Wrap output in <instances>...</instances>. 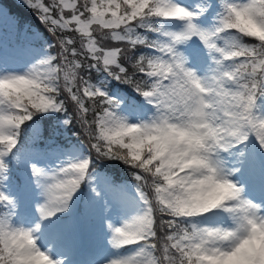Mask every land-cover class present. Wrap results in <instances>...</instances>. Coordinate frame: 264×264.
Returning a JSON list of instances; mask_svg holds the SVG:
<instances>
[{
	"label": "snow or ice",
	"instance_id": "6c2138e0",
	"mask_svg": "<svg viewBox=\"0 0 264 264\" xmlns=\"http://www.w3.org/2000/svg\"><path fill=\"white\" fill-rule=\"evenodd\" d=\"M21 3L37 12L51 33H61L57 40L59 55L45 56L23 76L0 75V82L16 80L33 85L23 95L15 90L11 95H0V181L5 178L7 159L16 149L23 127L37 113H64L63 123H72L61 98L66 94L74 102L76 119L87 138L81 142L88 153L51 171L29 165L44 197L37 206L41 219L67 207L82 182L91 178L94 159L118 160L131 170L143 208L121 226L108 225L114 249L134 248L130 254L114 258L112 264H249L251 254L241 250L254 230L264 229V208L242 196V189L230 179L232 172L225 168L219 153L249 136L264 148V117L252 111L256 97L264 95V38H257L256 32H238L231 20L241 11L251 10L255 13L253 23L264 25V0H219L220 11L208 28L195 22L207 8L194 12L175 0ZM65 10L69 16H65ZM164 21H179L182 26L178 31L167 30ZM67 31L79 33V48L72 36L64 35ZM193 37L201 41L211 60L204 75L187 67V58L177 47ZM245 38L254 42L246 43ZM109 40L126 46L106 47ZM122 61L131 65V73ZM84 70L130 86L152 106V114L146 120L130 122L119 110L120 101L107 93V80L85 79L80 75ZM197 99L211 114L207 121L211 140L202 145L206 158L199 162L205 169L203 175L194 172V160L176 163L173 149L178 150L182 141L154 143L156 133L163 128L181 130L189 106ZM189 178L192 182L186 184ZM212 182L217 188L232 187L234 194L226 199L212 189L206 193L208 207L197 205L198 214H187L183 194ZM104 183L110 187V182ZM12 204L0 191V205ZM216 209L229 214L231 227L192 222V218ZM38 229L39 224L31 228V233ZM20 236L31 245L32 258L39 256L47 264H61L35 246L30 232L13 227L7 213L0 215V264H17L24 259L8 243L14 245Z\"/></svg>",
	"mask_w": 264,
	"mask_h": 264
},
{
	"label": "rangeland",
	"instance_id": "374dc122",
	"mask_svg": "<svg viewBox=\"0 0 264 264\" xmlns=\"http://www.w3.org/2000/svg\"><path fill=\"white\" fill-rule=\"evenodd\" d=\"M10 2L0 0V75L23 74L40 59L54 55L49 51V43H32L31 39L24 35V29L21 33L19 31L17 38L12 35L11 23L2 5L4 3L14 8L22 3L21 0ZM175 2L194 12L207 8L195 21L203 28L210 27L220 11L219 6L212 8L211 0ZM163 23L167 30L172 31H178L182 26L179 21ZM177 47L187 58V67L197 71L198 75H204L210 68L209 54L198 38L193 37ZM114 90L116 94L111 93L110 96L120 101L119 110L129 117L130 122L146 120L152 114V106L145 103L142 97L133 101L132 98L126 97L123 91L115 88ZM62 97L67 99L66 94ZM141 102L142 105L137 110ZM252 111L255 116L264 117V95L256 97ZM81 144H71L67 147L49 146L45 149L25 145L17 151L16 158H11L14 162L10 168L16 171V175L10 174L7 168L5 178L0 181V191L9 197L13 204L4 205L0 215L7 213L13 226L32 228L39 224V230L34 232L38 248L49 254L53 260H59L61 264H106L111 259L134 251L131 247L114 249L110 243L112 233L108 228L109 224L114 227L121 226L124 221L142 211L143 205L134 180L117 182L105 175L109 174L108 171L95 170L92 171L90 179L82 182L64 210L44 219H41L37 211V206L43 203L44 197L31 175L29 165L35 164L51 171L69 161L82 159L88 151ZM219 157L223 160L225 168L231 170L230 179L242 189V196L264 208V148L260 147L253 136H249L243 143L221 151ZM11 160L9 156L7 164ZM105 180L110 182V187H105ZM192 222L200 226H232L229 214L222 209L192 218Z\"/></svg>",
	"mask_w": 264,
	"mask_h": 264
},
{
	"label": "clouds",
	"instance_id": "9594fccd",
	"mask_svg": "<svg viewBox=\"0 0 264 264\" xmlns=\"http://www.w3.org/2000/svg\"><path fill=\"white\" fill-rule=\"evenodd\" d=\"M254 17L255 13L251 10L241 11L238 17H232L231 20L238 32L243 33L244 35L256 32L259 34L257 38H264V25L253 23ZM256 18L259 19V17ZM225 42H228V37L225 38ZM27 71L28 70H26L23 74L7 73L4 75L11 74L23 76ZM32 89L33 85L24 81L13 80L7 83L0 82V95L4 93L11 95L14 90L17 95H23L24 93L30 92ZM205 108L206 106L198 99L194 100L189 106V115L182 123L181 130L177 131L169 128H163L156 133L157 139L154 141V143H166L169 140L173 143L176 141H182L178 150L173 149V151L177 152L175 161L179 164L188 160H194L197 165L194 172H196L197 175L205 174V169L200 168L199 162L200 159L206 158L205 149L202 145L208 144L211 140L210 126L207 124L211 114L207 113ZM134 135L143 136V133H134ZM165 158L167 159L168 157L166 156ZM191 182V178L185 181L186 184H191ZM212 189H216L217 196L222 195L226 199L229 198L230 195L234 194V189L232 187L225 185L221 188H217V185L214 182L202 189L193 187L187 193L183 194L185 212L187 214L196 215L198 214L197 205L201 208H207L208 196L206 193ZM13 227L30 232V238L38 248L36 244V237L34 236V233H31V228H25L23 226ZM8 243L16 255L24 257V259L18 261L17 264H47V261H40L39 256L32 258L33 252L31 245L23 236L16 239V243L14 245L11 244V241H8ZM257 243L259 244L258 248L256 246ZM241 251L245 255L251 254L249 264H264V229H260L259 231L254 230L252 237L247 240ZM112 260L113 259L107 261L106 264H112Z\"/></svg>",
	"mask_w": 264,
	"mask_h": 264
},
{
	"label": "trees",
	"instance_id": "16d2710c",
	"mask_svg": "<svg viewBox=\"0 0 264 264\" xmlns=\"http://www.w3.org/2000/svg\"><path fill=\"white\" fill-rule=\"evenodd\" d=\"M45 4H51L52 0H43ZM58 2V1H57ZM4 11L6 12V17L10 21L11 32H13V27H17L18 30L24 29V35L27 38H30L32 43L39 44L41 42L49 43V51L54 55H59V48L57 47V40L61 35L60 32H57L55 35L51 33L48 29L49 26L45 25L39 19L37 12L32 9L20 4L19 7L10 8L8 5L3 3ZM65 16H69L70 12L65 10ZM59 15V13H55ZM72 27H75L74 25ZM94 28L96 26H93ZM65 36H72L76 41V46L79 48L80 36L79 33H74L67 31L64 33ZM246 43L254 42L251 38H245ZM106 47H125L126 45L118 44L113 41H106ZM141 51H144L143 49ZM126 67H128L129 72L131 73V65L125 61H122ZM80 75L85 79H90L92 82H95L97 78L107 80L106 91L109 94L110 92L116 93L114 88L118 91H123L127 96H137L138 94L128 85L121 84L116 80H111L105 77L103 74L88 72L84 70ZM67 97V95H66ZM63 99V97H61ZM85 103L91 107V102L85 98ZM66 107L68 109V116L72 120V123L64 124L65 120L64 113L57 112H46V113H37L31 121L27 122L23 127L21 135L19 137L20 145L30 142L35 145H49V144H60L64 146H69L71 144L78 145L82 143L81 141L86 142L87 138L84 135L83 129H81L79 122L76 119V108L74 102L70 99L65 100ZM72 106L74 109H72ZM88 118L91 121L92 114H88ZM85 147V145L82 143ZM87 150V148L85 147ZM15 150V149H14ZM88 151V150H87ZM93 169H98L100 171H108L109 176L113 179L119 178L120 176L130 177L131 170L128 169L123 163L118 160L112 159H94ZM127 174V175H125ZM134 180V179H133Z\"/></svg>",
	"mask_w": 264,
	"mask_h": 264
},
{
	"label": "bare ground",
	"instance_id": "6f19581e",
	"mask_svg": "<svg viewBox=\"0 0 264 264\" xmlns=\"http://www.w3.org/2000/svg\"><path fill=\"white\" fill-rule=\"evenodd\" d=\"M192 63L190 62V65H191ZM203 64V63H202ZM195 65V64H194ZM211 67V66H210ZM196 68V67H195ZM202 68V67H201ZM192 69V68H191ZM194 70V69H193ZM195 71V70H194ZM196 73H197V71H196ZM198 74V73H197ZM32 228H34V227H32ZM39 230V229H38ZM37 231H35V233H36Z\"/></svg>",
	"mask_w": 264,
	"mask_h": 264
}]
</instances>
